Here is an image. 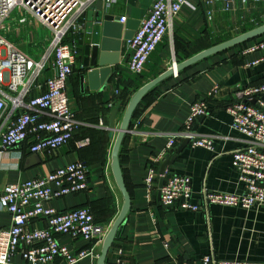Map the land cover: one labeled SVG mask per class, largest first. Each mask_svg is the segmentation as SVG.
Returning <instances> with one entry per match:
<instances>
[{
  "label": "crops",
  "instance_id": "0c3cea01",
  "mask_svg": "<svg viewBox=\"0 0 264 264\" xmlns=\"http://www.w3.org/2000/svg\"><path fill=\"white\" fill-rule=\"evenodd\" d=\"M96 1L92 0L78 18L85 23V28L88 11ZM151 4L152 0H116L106 7L115 18L125 16L126 20L135 22L136 28L128 29L126 20L121 21L124 24L121 47L117 51L111 46L108 51L110 54L118 52L119 61L97 67L100 71L94 79L87 75L90 70L83 68L86 33L81 29L69 35L77 38L80 46L68 80V93L70 107L82 126L74 140L53 152L31 153L28 142L7 149L0 146V192L7 184L44 176L59 166L81 159L89 168L90 188L46 201L45 205L59 210L86 206L97 222L111 227L123 205V196L112 171V150L117 128L133 94L170 66L264 24V5L259 2L243 4L235 0L227 4L215 0H188L152 54L142 76L135 77L127 67L130 49L125 33H135ZM94 11L97 12V8ZM16 20L8 21L15 25ZM94 27L100 32L98 36L94 34L95 41L102 37V25ZM263 39L264 34L179 71L175 69L173 75L143 99L121 146L120 162L132 205L118 230L109 264H202V257L210 252L220 260L264 261V204L246 209L210 203L205 209L194 212L164 206L159 197V178L151 189L146 184L153 165L159 173L162 160L154 163V159L167 149L170 137L184 129L192 104L206 100L208 114L193 123L192 132L197 136L212 135L213 148L192 147L189 142L176 155L167 172L191 177L194 202L200 200L204 188L227 193L244 191L233 166L232 150L244 146L247 138L231 128L232 118L227 107L237 88L264 80V62L246 63L263 57L264 49L243 54L246 47ZM14 44L35 59L42 55L39 49L33 50L23 42ZM102 68L110 70L103 72ZM49 74L46 70L38 76L33 82L32 94L38 92V86ZM114 108H118V113L111 127ZM7 121L8 114L0 115V124ZM81 138H89L90 143L79 148L75 142ZM184 139H178L167 154L173 156ZM34 155L36 160L32 162L30 159ZM10 225V214L0 209V228ZM45 226L42 218L30 223L31 228ZM57 238L71 253L91 246L82 237L59 234ZM102 243L96 247L97 257L88 256L81 264H96ZM22 251L20 248L15 254L12 264H26ZM55 264H63V260L58 258Z\"/></svg>",
  "mask_w": 264,
  "mask_h": 264
},
{
  "label": "built area",
  "instance_id": "2783aa9c",
  "mask_svg": "<svg viewBox=\"0 0 264 264\" xmlns=\"http://www.w3.org/2000/svg\"><path fill=\"white\" fill-rule=\"evenodd\" d=\"M116 0H103L109 7ZM230 3L235 0H215ZM259 2L264 0H238ZM92 0H0V115L8 114V121L0 124V146L3 149L29 143L31 153L53 152L75 139L82 126L70 107L68 80L80 53L77 38H68L84 30L85 23L78 18ZM188 0H152L147 15L141 20L133 36L128 39L130 49L127 67L133 76H141L152 54L180 14ZM23 8L52 31L51 41L39 59L19 49L2 33L4 21L15 9ZM126 17H121L125 21ZM264 49V39L246 47L244 55ZM264 62V56L248 65ZM175 65V64H174ZM50 74L32 94L33 82L44 71ZM206 100H197L191 106L182 131L170 137L167 149L154 159L160 162L180 138H190L192 147L213 148L212 135L197 136L193 123L208 114ZM231 115L230 126L243 134L246 144L232 150L233 166L244 185L242 193L216 192L204 188L200 200L193 201L192 179L185 174H165L160 189V202L171 208L200 211L210 203L223 206H241L249 209L264 204V80L235 90L233 101L227 107ZM79 148L90 143L89 138L76 140ZM2 154V151H0ZM159 178L153 165L146 180L149 189ZM87 163L81 159L55 168L44 176L31 178L4 186L0 192V209L11 216V225L0 228V264H12V258L23 248L26 264H81V260L96 256L97 245L102 243L109 226L97 222L89 207L80 206L59 210L45 205L46 201L90 188ZM44 219V228H31L30 223ZM82 237L91 246L71 253L58 241L57 235ZM202 264H264L220 260L213 252L202 257Z\"/></svg>",
  "mask_w": 264,
  "mask_h": 264
},
{
  "label": "water",
  "instance_id": "95a60500",
  "mask_svg": "<svg viewBox=\"0 0 264 264\" xmlns=\"http://www.w3.org/2000/svg\"><path fill=\"white\" fill-rule=\"evenodd\" d=\"M94 8H97V12L94 11ZM88 22L86 28L83 30L86 33L85 46H84V58H83V68L85 70H90L88 72V77L94 79L100 70L97 67H104L106 64H114L119 61V53L110 54L108 51L114 47L119 51L121 47V37L123 33L124 24L121 22V17L115 18L107 10L103 0H97L94 5L91 6V9L88 11ZM126 28L135 29L136 23L126 20ZM102 25V37L97 38L94 41V34L99 35V30L94 26ZM264 34V24H261L251 30H248L238 36H235L231 39L223 41L219 44L213 45L190 58L177 63L175 66H170L167 70L162 72L160 75L147 82L141 86L131 97L126 110L124 112L123 118L119 127L117 128V136L112 150V171L116 181V184L123 196V205L109 228L106 236L103 239L102 248L100 254L97 258L96 264H109V260L112 257L114 251V242L118 233L120 226L126 220V217L131 209L132 198L127 189L126 182L124 179L123 170L120 162V152L122 142L130 129L132 119L138 109L139 105L146 97V95L152 91L160 82H162L167 77L174 74L175 69L178 71L215 53L227 50L239 44L245 43L251 39H254L258 36ZM126 38L130 39L133 35L132 31L125 33ZM113 37V38H112ZM93 68V69H92ZM110 69L102 68L103 72L109 71ZM85 74L81 75V83L84 84ZM118 113V108H114L111 112L110 126L114 127L115 119ZM190 138H185L182 145L176 149L175 154H167L160 165L159 169V194L160 189L165 181V174L168 170V167L173 164V161L176 155L182 151L185 145L190 142ZM38 154V153H35ZM35 155L31 157V161L34 162ZM160 197V196H159Z\"/></svg>",
  "mask_w": 264,
  "mask_h": 264
},
{
  "label": "rangeland",
  "instance_id": "374dc122",
  "mask_svg": "<svg viewBox=\"0 0 264 264\" xmlns=\"http://www.w3.org/2000/svg\"><path fill=\"white\" fill-rule=\"evenodd\" d=\"M17 19L15 25L8 20ZM1 33L12 42H23L24 45L46 51L45 45L51 41L52 31L23 8L13 11L1 28ZM17 46V45H16ZM18 47V46H17Z\"/></svg>",
  "mask_w": 264,
  "mask_h": 264
},
{
  "label": "trees",
  "instance_id": "16d2710c",
  "mask_svg": "<svg viewBox=\"0 0 264 264\" xmlns=\"http://www.w3.org/2000/svg\"><path fill=\"white\" fill-rule=\"evenodd\" d=\"M70 37L68 36V38L67 39H69ZM142 76V75H141ZM135 77H140V76H135ZM137 111V110H136Z\"/></svg>",
  "mask_w": 264,
  "mask_h": 264
},
{
  "label": "bare ground",
  "instance_id": "6f19581e",
  "mask_svg": "<svg viewBox=\"0 0 264 264\" xmlns=\"http://www.w3.org/2000/svg\"><path fill=\"white\" fill-rule=\"evenodd\" d=\"M16 9H17V8H16ZM16 9H15V10H16ZM15 10H14V11H15Z\"/></svg>",
  "mask_w": 264,
  "mask_h": 264
}]
</instances>
